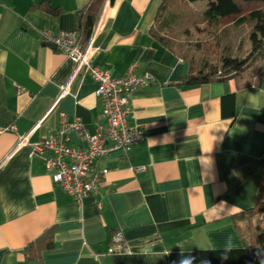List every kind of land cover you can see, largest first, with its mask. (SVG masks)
Listing matches in <instances>:
<instances>
[{
  "label": "crops",
  "instance_id": "0c3cea01",
  "mask_svg": "<svg viewBox=\"0 0 264 264\" xmlns=\"http://www.w3.org/2000/svg\"><path fill=\"white\" fill-rule=\"evenodd\" d=\"M169 1L108 0L92 63L153 80L127 94L128 125L143 138L98 157L108 169L98 193L76 202L31 146L55 136L61 114L93 133L106 123L103 104L94 80L73 75L75 63L42 36L76 31L85 9L95 20L88 42L105 0H0V264H173L180 245L195 257L244 246L263 171L235 182L264 155V78L243 89L231 79L184 84L188 61L152 36ZM67 144L86 147L76 131ZM47 232L50 246L28 262L25 247ZM118 233L125 250L110 253Z\"/></svg>",
  "mask_w": 264,
  "mask_h": 264
},
{
  "label": "built area",
  "instance_id": "2783aa9c",
  "mask_svg": "<svg viewBox=\"0 0 264 264\" xmlns=\"http://www.w3.org/2000/svg\"><path fill=\"white\" fill-rule=\"evenodd\" d=\"M107 4L108 0H105L91 37L84 45L79 42L76 31L43 33L42 36L44 42L62 51L75 63L73 75L82 72L94 80V94L103 104L102 114L106 123L97 125L93 133L88 132L78 119L68 120L61 114L55 136L38 140L31 146L33 154L44 157L52 181L59 184L76 202H81L87 194L98 193L102 179L108 172L107 168L97 169L94 166L98 157L116 148L127 150L143 138L142 128L128 125L131 110L127 104V94L153 80L148 74H134L132 65L124 75L115 77L92 63V40L100 28ZM66 90L67 84L61 87L58 98ZM72 131L78 133L86 147L67 144ZM24 139L22 137L20 141ZM124 250L122 237L118 233L113 236V244L108 251L119 253Z\"/></svg>",
  "mask_w": 264,
  "mask_h": 264
},
{
  "label": "trees",
  "instance_id": "16d2710c",
  "mask_svg": "<svg viewBox=\"0 0 264 264\" xmlns=\"http://www.w3.org/2000/svg\"><path fill=\"white\" fill-rule=\"evenodd\" d=\"M184 1L188 4L198 0ZM206 1L202 19L206 27H220L229 19H232V23L235 26L242 25L245 22L252 24L248 36L250 49L244 57L222 53L211 60L207 56L182 55L178 51L180 45L175 44L168 35L164 34V31L167 33L172 26L179 23L180 17L173 16V14L169 15L165 12L161 13L162 15L157 21V28L152 30V36L172 50L177 56L188 61L189 72L183 77L184 84L195 85L227 79L233 80L237 89L260 84L264 78V0ZM94 21L91 22L85 9L79 12L76 33L79 42L83 45L90 36ZM232 95L229 94L230 97ZM259 168L263 171V178L258 190L257 201L251 208L247 209V212L252 215L264 210V155L240 167L235 182V184L240 183ZM246 238L247 240H245L243 247L232 248L228 253L227 260H221L224 248L198 250L196 254L197 264H199L201 258L208 259L211 264H261V259H264V256H258L257 253L264 252V226L262 219L256 220ZM50 243L51 232H47L28 244L24 250L27 261L36 262L40 251L49 247Z\"/></svg>",
  "mask_w": 264,
  "mask_h": 264
},
{
  "label": "rangeland",
  "instance_id": "374dc122",
  "mask_svg": "<svg viewBox=\"0 0 264 264\" xmlns=\"http://www.w3.org/2000/svg\"><path fill=\"white\" fill-rule=\"evenodd\" d=\"M206 2V0H198L187 4L184 0H170L164 6L162 14L164 12L173 14L180 19L178 24L168 30V34L163 30L164 34L168 35L175 44L180 45L178 51L182 55L207 56L211 60L222 53L244 57L250 49L248 36L252 24L245 22L235 26L232 19H229L220 27H206L202 20ZM156 28L157 24L154 29ZM259 218L262 219L264 226V210L252 218L253 224Z\"/></svg>",
  "mask_w": 264,
  "mask_h": 264
},
{
  "label": "clouds",
  "instance_id": "9594fccd",
  "mask_svg": "<svg viewBox=\"0 0 264 264\" xmlns=\"http://www.w3.org/2000/svg\"><path fill=\"white\" fill-rule=\"evenodd\" d=\"M178 247L181 248L180 258L178 261H174L173 264H195L196 257L191 254V251L185 252L183 250V245H180ZM232 248V243L231 241H229L227 246L224 248L223 253L221 254V260L228 259V253L232 250ZM165 255H168V253H165ZM257 255L264 256V252H259L257 253ZM199 264H211V262L206 258H201ZM261 264H264V259H261Z\"/></svg>",
  "mask_w": 264,
  "mask_h": 264
}]
</instances>
